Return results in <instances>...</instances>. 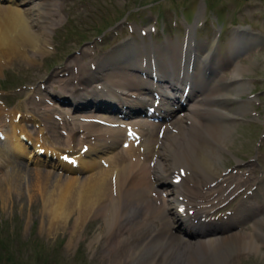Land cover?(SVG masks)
<instances>
[{
    "label": "bare ground",
    "instance_id": "1",
    "mask_svg": "<svg viewBox=\"0 0 264 264\" xmlns=\"http://www.w3.org/2000/svg\"><path fill=\"white\" fill-rule=\"evenodd\" d=\"M4 1L6 4L0 5V71L15 60L28 57L26 54L28 49H34L35 52H41V50L46 52L47 38L51 30L47 24V19L50 17L47 8L53 3L52 0ZM191 33L189 29L185 44H188V60L190 61L194 54L196 56L194 61L197 58V62H199L196 71L206 64H208L207 67L210 65L220 67L222 64L232 63L229 68L231 73L229 77L217 80L212 94L208 92L207 87H204L197 96L199 100H196L195 106L190 107L191 111H186L164 123L165 130L161 138L158 137V132L162 131L161 124L157 125L156 134H148L149 140H146L143 132L145 130L137 131L138 134L131 132L127 126L140 122V117L123 119L126 116H123V112L119 109L121 105H125L124 97L113 95V89L110 87V83L117 79V82L112 83L113 86L121 92H126V95L128 93L131 95L141 94L144 87H147L150 92L160 90L167 95L172 82L169 81L168 85L161 86L160 83L154 82L149 77L132 73L134 70L147 74L157 71V76L160 78L166 75L168 68L164 55L161 58L164 60L162 63L158 61L155 64V62L150 63L140 59L145 53H148V47L144 44L120 45L116 48L117 51L114 55L109 54L101 58L94 69H96L98 78L104 79L103 83L97 82L91 66L89 69L87 67L78 69L80 75L77 80L75 78V85L70 89L65 85L61 91L66 94V90H70V93L67 92L68 97L76 102L74 104L68 100L67 105L62 107L59 105L58 97L65 99L67 96L58 94L51 98L49 95L51 91L45 90L43 87L36 91L35 100L37 102L34 100L33 104L39 106L37 110H43L45 114L70 116L74 122H82L81 127L84 135L79 141V150L72 146L74 144H70L71 141L73 143L72 135L67 136L69 137L68 143L65 145L66 148L63 147L64 149L56 148L46 141L48 146L43 142L44 139L47 140V131L42 120L36 118L31 112L21 114L19 111L0 107V173L9 168L8 177L9 173L14 176V179L9 182L15 184L25 174H29L27 169L31 171L27 165L20 162V158L25 157L27 164L31 163L30 160H34L35 163L31 168L35 173L43 175L42 178L49 193L46 196L48 205L46 211L50 217L53 216L52 218L56 221L67 220L76 210L80 213L78 218L80 222L85 221L88 216L102 217L112 233L113 240L109 244L116 255L113 258V262H116L114 264H140L144 260L145 262L147 260V264H199L201 260L210 258H212L211 264H221L222 260H225V256L226 259L230 258L234 251L247 250L253 254L259 252V245L256 244L255 236L253 237V231L251 234H247L246 230L242 234L239 232L206 234L208 231H220L222 227L216 225L218 223L209 224L210 226L199 223L207 221L210 210L218 203H222L223 195L219 196L221 198L215 201L216 203L214 202L215 198H211L216 190L215 185L222 178L221 175L214 176L212 169L213 162L217 160L216 157L221 155L220 153L226 146L227 138L225 136L229 129L245 116L247 110L252 111L254 104L251 99L248 102L238 99L244 93L246 83L240 80L241 67L239 64L233 63L232 56H230V53L234 52L233 48L237 49L240 44L246 45L247 39L234 33L229 43L231 51L227 50L224 57L220 55L221 52L219 53L218 49L215 50L218 51L215 53L214 41L212 43L200 42L196 46L194 40H191ZM152 48L157 49V47L150 46V50ZM176 49L174 46H168L166 56L169 59H175L177 57ZM156 52L158 55L162 54L161 51L157 50ZM179 52H181V47ZM121 54H127L125 59H122ZM201 55L202 57H200ZM215 57L217 58L215 59ZM176 75L173 74L174 79ZM186 76L187 74L184 73L183 78L185 79ZM56 81L54 80L53 83ZM61 82L63 81L61 80ZM146 96L150 103L156 104V110H161L160 113L167 116L168 112L173 115L174 110L179 107L173 93L155 101L148 95ZM111 99L114 101L111 102ZM87 101H91L87 106L90 107L88 110L78 113L72 111L76 109L74 106H77V103L85 104ZM134 101L136 103V100ZM115 102L119 105L117 109L113 105ZM246 103L251 106V109ZM100 108H105L101 110L105 112L99 111ZM75 117L85 121L75 119ZM97 120L107 126H100L96 123ZM36 122H38V126ZM119 123H126L125 127L123 129L118 127ZM36 126L40 129L39 136L30 130ZM77 126L80 127V125ZM86 127L91 130L88 131ZM63 129L65 130V126ZM70 129L72 131L76 127L72 129L71 126ZM116 141H122L126 145L127 148L123 150L124 154H118L116 157L109 155L108 157L107 154H111V152L105 151L99 155L98 159H94L97 155L92 156L93 153L98 154L102 150L108 149ZM50 151L55 154V157L49 154ZM41 152L43 155H40ZM68 159L74 160L76 166L70 164ZM219 159H222L221 156ZM97 160H102L105 164L100 167ZM39 161L42 163L38 164ZM151 162H153L152 165ZM40 165H43L42 168L47 170L50 167L59 170L60 173L66 171L65 173L68 172L73 178H77L76 174L81 173V170L89 172L101 169L102 171L95 176L83 179L81 184L73 179H66L59 184L55 175L34 170ZM37 174L35 176H39ZM189 174L193 179L200 178V180L191 179L188 183ZM251 174L254 176V171H251ZM52 176L55 177L54 181H58L56 184L47 182L50 181L47 178ZM177 177L181 181L180 184L173 182V179ZM168 180L172 183L168 185L172 189H169L167 195L161 198L160 191L155 185L158 183L167 184ZM249 183L253 188L261 190L264 186V175L254 177L251 182L247 180L245 186ZM237 188H241V185ZM151 193L157 197V200L151 197ZM244 205L245 202H240L237 210L233 212L236 224L241 222L243 214H251L247 209L241 213V207ZM158 216L164 217L163 224L166 225V230L163 228L158 232L159 230L154 228L156 227L153 226L154 220ZM257 222L252 223V228L256 231L258 230ZM179 226L184 236L181 232H176V234L173 232L174 227ZM189 233L192 234V237H189ZM224 247L228 249L226 254L223 250ZM195 256L197 258H194Z\"/></svg>",
    "mask_w": 264,
    "mask_h": 264
},
{
    "label": "rangeland",
    "instance_id": "2",
    "mask_svg": "<svg viewBox=\"0 0 264 264\" xmlns=\"http://www.w3.org/2000/svg\"><path fill=\"white\" fill-rule=\"evenodd\" d=\"M51 2L54 4L51 3L52 7L47 9L50 16L47 24L51 30L47 38L46 52L44 50L35 52L34 49H28L26 52L28 57L19 58L11 62L9 66L2 68L0 71V107L19 111L21 114L31 112L36 118L42 120L47 130V140L44 139L43 142L49 146L46 142L49 141L56 148H66L65 145L69 138L67 136L72 135L73 143L71 141L70 144H74L72 146L79 150V141L84 135L83 128L81 123L72 122L71 119L62 115L45 114L43 110H37L39 106L33 104L37 89L39 90V87L43 85L50 91L64 94L61 92L63 86L67 85L70 89L75 85V78L77 80L80 75L78 69L86 68L91 65L90 63L99 61L105 54L104 51L114 44H120V41L131 36L136 37V33L131 32L138 28L139 30L145 29L150 24L147 17H151V24L157 16L167 20L168 35L171 40L162 39L159 33L155 39L157 43L165 42L169 47L176 46V39L179 40L183 36L182 28L178 25L182 22L181 13L183 11L191 17L195 13H202L205 25L197 31L201 39L207 40L214 37L215 32L212 31V26L217 27L214 23L217 12L222 13L221 21L226 28L235 30L233 26L238 28L236 25L251 26L264 35V0H52ZM174 15L176 26H173ZM115 24L118 26L116 27ZM222 39L225 44L229 37L225 35ZM251 50L247 53L249 57L241 60L244 65L241 78L248 83V91L243 96L254 100L255 107H253L259 116L247 117L245 114V118L231 127L225 136L226 146L218 156L222 159L216 157L217 160L213 162V175H221L222 178L219 179L218 187L211 198H215V202L221 198L219 196L223 195L222 203H218L220 205L217 204L211 210V214L215 217L230 212L241 199H245L251 193V187L245 194L241 192V189L245 187V182L249 180L250 171L247 164L250 161L256 162L257 175H259V167L264 171V125L262 123L264 118V42L255 43ZM240 69L242 75L243 68ZM54 80L57 81L53 83ZM113 81L112 83H115L117 79ZM112 83L109 84L111 87ZM69 91L67 89L66 93ZM241 95L238 99H242ZM248 101L249 99L245 102ZM246 104L251 109V106ZM36 123L38 126V122ZM37 126L30 130L39 136L40 129ZM71 126L75 130L71 131ZM86 128L88 131L91 130V128L88 129L89 127ZM121 150L122 145L118 144L114 155ZM49 154L55 157L52 151ZM40 167L34 170L57 177L59 182L54 181L53 176L47 178L50 180L47 182L51 184L53 182L60 184L66 179H73L81 184L83 179L95 176L102 171L101 169L91 171V173L82 171L77 174V178H73L63 172L58 173L59 170L51 168L47 170ZM28 168L31 169V171L26 170L29 174H25L15 184L9 182L14 179L12 173H9L8 177L7 171L9 170L0 173V193L2 192L0 194V264L116 263L113 262L116 256L114 249L110 248L109 244L113 240L112 233L104 219L88 216L85 221L80 222L78 221L80 213L77 210L73 211L74 213L67 220L56 221L52 215L50 217L46 211L48 208L46 196L49 193L46 190L43 175L35 173L31 167ZM36 174L39 176H35ZM188 179V183L191 179L196 180L190 174ZM197 180L199 181L200 178ZM180 182L178 179L177 183L180 184ZM240 185L241 188H237ZM205 193L208 192L205 191ZM151 197L157 200L153 193ZM162 217L158 216L154 220L153 226H156L154 228L159 230L158 232L163 228L166 230V225L163 224L164 217L163 219ZM243 226L239 229L241 234L244 233L246 227L247 230L249 227L247 224ZM259 226L257 234H259L258 238L262 239L261 244L259 242L258 244L264 245V216L261 217ZM246 233L248 234L249 230ZM258 249L257 254L247 250L238 253L234 251L233 256L231 255L230 259L227 258L228 261L225 256L221 264H264V246H259ZM227 250L225 249V254ZM146 262L144 260L140 264H147ZM211 262L212 258L201 260L199 264H211Z\"/></svg>",
    "mask_w": 264,
    "mask_h": 264
}]
</instances>
